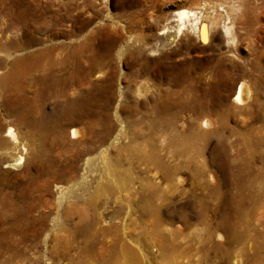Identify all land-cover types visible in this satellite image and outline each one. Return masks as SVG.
<instances>
[{"label": "rangeland", "instance_id": "obj_1", "mask_svg": "<svg viewBox=\"0 0 264 264\" xmlns=\"http://www.w3.org/2000/svg\"><path fill=\"white\" fill-rule=\"evenodd\" d=\"M178 7L212 20L203 39L188 18L171 29ZM219 23L227 25L221 33ZM40 43L56 46L52 57L70 47L71 79L36 98L33 84L23 83L21 100L12 98L19 114L0 91V190L15 201L22 185L24 204L11 217L0 211V228H48L36 241L54 246L63 232L49 228L136 229L146 243L124 238L134 264H159L141 228L184 236L200 228L207 233L200 248L178 239L186 252L179 259L218 264L205 243H224L215 224L221 213L236 232L226 264H264V173L251 175L264 166V0H0V73L11 55ZM234 84L240 98L231 97ZM81 95L83 113L61 115L55 139L45 133L35 149L21 117ZM4 125L24 145L15 164ZM171 132L184 143H165ZM34 162L44 164L36 170ZM234 163L247 168L243 178L229 175ZM114 262L107 263L132 264Z\"/></svg>", "mask_w": 264, "mask_h": 264}, {"label": "bare ground", "instance_id": "obj_2", "mask_svg": "<svg viewBox=\"0 0 264 264\" xmlns=\"http://www.w3.org/2000/svg\"><path fill=\"white\" fill-rule=\"evenodd\" d=\"M173 14L175 22H173L174 25L171 29H173V31L177 30L182 21L188 18L189 20L187 23L191 25L194 36L197 40L203 39L204 35H206V29L208 26L210 27L212 25V20L203 15H201L202 19H200L199 16H197L196 11L191 8L178 7L173 11ZM226 26L227 25L224 23H219L218 26H216L217 32H223L226 29ZM53 45L54 44L50 43H40L34 47H25V49L23 48V50L19 51L20 53L13 54L9 57L7 66L4 71L0 73V91H3L4 96L9 99L10 105L8 104V109L11 111L10 113L13 114V112H15L16 114H19V112H17V107H14L16 102L12 101V98L13 100L16 98V101L22 98L18 94V89L24 85L23 83L26 82L27 84H33L31 94L32 97L36 98L39 97L38 95L42 90L46 88L55 89L58 84H65L71 79L70 73L73 64L70 61V47L67 45L63 50V54H60V56L57 57H52L50 56V53H53L51 49L56 47ZM14 47L17 46L14 45ZM62 61L66 63V65L63 72L59 74L55 71V67ZM54 92L55 91L52 93ZM84 95H87V90ZM84 95L63 98L51 106V109L47 113H38L35 119L21 117L24 118L22 119V123L25 127L24 130L33 133L31 138L33 143L36 144L35 149H39L40 146H42L43 134L45 135V133H49L51 135L49 138L51 140L55 139L53 135H58L57 120L61 115H78V113L80 114V112L83 111L82 105L84 103L82 101L85 99ZM241 96L242 92L236 84L233 88L231 97L240 98ZM200 120L202 121L203 119L200 118ZM203 123L207 124V122ZM74 131L75 129L70 125L66 128L67 134H72ZM1 133L5 135V138L9 141L10 145L15 144L14 146L16 147V152L10 156V161L8 162L15 164L21 161L19 151H23L24 145L14 136L13 132L8 129L7 125H4ZM183 135L181 137V134L178 135L177 133V135L174 136L171 132V134H166V139H164V141L165 143L172 142L180 145L183 142ZM195 135H197V133H195ZM243 142L245 141H240V144L242 145ZM242 146L244 147L245 144ZM242 146L241 148H243ZM233 153L236 155V151ZM43 164L44 163L34 162V167L37 170ZM246 172L247 168L244 165L234 163L229 170V175L233 179H237V177L241 175L243 178V176L246 175ZM261 172L264 173V166L252 171L251 175H258ZM33 177L34 172L26 173L24 175V182H28ZM21 187L22 185H17L14 188L15 191L13 195L16 197L15 201L9 199L8 190H0V211L5 210L10 217L22 213L24 210L22 208L24 207V204L20 197L22 195ZM234 188L237 189V187ZM212 194H214L213 191ZM146 210L149 211V213H152V209L146 207ZM230 223L231 222L228 219L226 220L224 214L219 213L215 224L222 227V234L220 237L224 240V243L220 244L218 239H213L212 241L205 243L206 247L220 258L218 264H226V255L230 246H232L231 244L233 240L236 239V232L230 227ZM47 229L48 228H0V264H37L39 260H41V264H108L107 262L114 261V263H120L123 259L134 264L136 256L132 247L124 241V238L129 241L132 240L130 242L133 246L134 241L139 242L140 244L146 243V240H142L141 237H139L140 235H138L136 229L131 230V228H128L129 230L122 228H49L51 229L50 232H54L56 229L63 232V235L61 236V245L54 246L49 243L45 245L41 242L37 243L36 240L38 239L40 241L41 235L44 234ZM198 229L197 232H194L189 236H184L185 233H179L177 228H141L144 233L149 235V243L154 247V253L159 264L186 263V258H184V260L179 259L181 256L186 255L185 245L183 243L179 244V240L182 236L185 239L189 237L190 240L196 244V247L200 248V241H203L206 238L207 233L206 231H203L200 236V228ZM54 235V233L51 234V238H53ZM214 236L217 238L218 234L214 233ZM229 263L232 264L233 260H230Z\"/></svg>", "mask_w": 264, "mask_h": 264}]
</instances>
